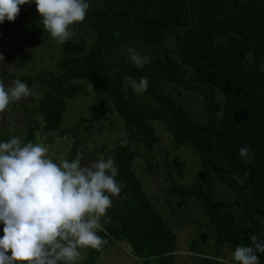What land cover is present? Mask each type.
<instances>
[{
  "label": "trees",
  "instance_id": "trees-1",
  "mask_svg": "<svg viewBox=\"0 0 264 264\" xmlns=\"http://www.w3.org/2000/svg\"><path fill=\"white\" fill-rule=\"evenodd\" d=\"M17 26L27 29L34 48L60 36L61 53L54 74L42 80L43 92L32 100L40 103L41 121L30 119L21 136H0V219L23 176L36 131L47 142L68 133L69 154L45 171L70 201L65 211L51 214L58 225L49 234L65 239L88 216L97 227L80 264H95L115 241L124 242L138 264H172L176 235L132 169L134 158L149 154L157 121L172 135L174 148L188 145L200 161L191 185L171 181L169 192L179 199L173 206L182 211V198H198L215 246L224 242L236 264H264V0H0V32ZM132 42L148 49L147 56L126 62L120 53L111 61L117 48ZM11 81L24 91L31 75ZM84 85L104 110L94 105L81 130L104 118L120 138L106 163L90 162L92 170L74 180L73 168L58 178L54 174L77 154L84 117L58 130L60 119L68 99L85 94ZM166 86L190 93L193 111L171 98ZM183 165L177 157L166 158V169L175 168L180 177ZM208 173L224 185L228 198L210 194ZM201 230L196 237L201 243L191 247L197 256L199 247L211 248ZM214 253L199 257L216 264Z\"/></svg>",
  "mask_w": 264,
  "mask_h": 264
},
{
  "label": "rangeland",
  "instance_id": "rangeland-1",
  "mask_svg": "<svg viewBox=\"0 0 264 264\" xmlns=\"http://www.w3.org/2000/svg\"><path fill=\"white\" fill-rule=\"evenodd\" d=\"M24 31L27 32V29L17 26L12 33L0 32L2 35L0 38V136H21L30 119L41 121V118L36 117V115L41 116L40 103L38 100L32 103V100L43 92L42 80L47 78L46 75L54 74L55 60L61 53L57 47L60 36H54L39 48H34ZM165 41L170 45L169 37H166ZM147 51L148 49H142L138 42L127 43L116 49L111 61L121 53L125 55L126 62H129L134 57L147 56ZM22 75H31V81L24 91L16 89L11 84L12 76ZM84 87L85 94L77 92L70 97L62 112L58 130L63 126L69 127L80 116L84 119L79 122L80 126L77 130L81 138L77 154L72 162L54 174H58V178L73 168L71 179L74 180L78 173L92 170L90 162L97 163L99 160V163H106L109 149L120 138L121 133L112 127L109 121L103 120L104 118L93 122L89 130H81L87 125L91 108L97 104L91 88L87 85ZM164 89L171 98L178 97L190 112L193 111L194 101L190 93L187 97L186 93L182 94L175 86H166ZM20 103H23L25 110ZM96 106L98 109H103L100 105ZM104 114L112 118L108 109ZM152 126L156 137L152 148L146 157L138 156L133 159L132 169L141 180L149 201L176 235L172 264H204L202 254L210 257L213 251L216 252L213 256L216 264H236L232 252L225 243L221 242L215 246L214 235L208 234L210 226L207 213L201 208L198 198H182L181 201L184 203L182 211H178L177 207L173 206L177 197L169 192L170 183L177 181L178 184L191 185L200 171L198 156L188 145L174 148L172 135L164 125L155 121ZM56 135L54 134L47 142L41 136L37 139V131L35 133L36 138L29 150L23 176L16 184L14 194L7 200L0 219V264H80L89 246V240L97 224L88 216H84L85 218L65 239H58L49 234V229L58 225L51 218V214L65 211L70 202L63 186H54L45 175V171L50 166H58L65 160L73 144V138L68 133L62 136ZM79 149L84 151L80 153ZM98 153H103V156L98 158ZM167 156L177 157L184 164L181 177L178 176L175 168H172V172L166 169ZM205 178L204 183L213 197L220 200L228 198V191L212 173H208ZM171 211L175 216L170 214ZM205 224L207 228H204ZM201 227H203L201 231L209 235L204 243H209L211 248L205 251L204 248L199 247L201 255L197 253V256L191 247L197 248L195 243H201V239L199 242L196 240ZM138 262L139 260L130 253L124 242L115 241L98 256L95 264H138Z\"/></svg>",
  "mask_w": 264,
  "mask_h": 264
},
{
  "label": "flooded vegetation",
  "instance_id": "flooded-vegetation-1",
  "mask_svg": "<svg viewBox=\"0 0 264 264\" xmlns=\"http://www.w3.org/2000/svg\"><path fill=\"white\" fill-rule=\"evenodd\" d=\"M13 86V85H12ZM14 87V86H13Z\"/></svg>",
  "mask_w": 264,
  "mask_h": 264
}]
</instances>
